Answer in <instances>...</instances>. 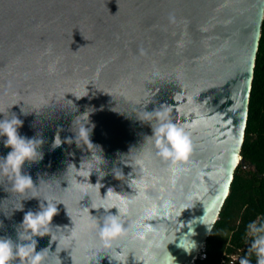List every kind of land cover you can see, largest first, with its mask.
<instances>
[{"label": "water", "instance_id": "1", "mask_svg": "<svg viewBox=\"0 0 264 264\" xmlns=\"http://www.w3.org/2000/svg\"><path fill=\"white\" fill-rule=\"evenodd\" d=\"M263 17L264 0H0V111L43 141L22 168L27 194L0 175V237L27 243L25 215L48 201L54 242L36 237L48 264H95L99 253V264H161L166 251L191 264L243 163ZM162 106L191 133L179 171L155 155L146 112ZM84 125L90 143L77 141ZM117 208L130 230L102 247L97 224Z\"/></svg>", "mask_w": 264, "mask_h": 264}, {"label": "clouds", "instance_id": "2", "mask_svg": "<svg viewBox=\"0 0 264 264\" xmlns=\"http://www.w3.org/2000/svg\"><path fill=\"white\" fill-rule=\"evenodd\" d=\"M170 111L171 107L162 106L160 110L154 113L146 112V119L149 123L152 119L156 120L155 124L151 123L154 133L151 139L155 142V155L170 162V165L176 166L175 170L179 171V165L190 157L193 142L187 126L175 123L169 118L168 113ZM0 114L5 117L0 120V137H6L4 146L11 149L6 159L0 158V175L10 173L13 191L19 194H27L34 187V184L30 175L22 173V168L26 162H35L42 158V154L38 149L43 141L22 137L18 130L22 127L23 122L14 114L9 115V111H0ZM82 117L88 118V114L86 113ZM89 135L90 129L84 125L78 129L77 141L87 136L90 143ZM55 143L57 146L61 144L58 137ZM111 191L113 190H109L108 193ZM187 209L190 208H184L181 215ZM117 210L118 214L107 215L104 217L102 224H97L102 247H108L114 241L126 236L130 230L122 220L120 210L118 208ZM57 212V204L47 201V206L41 203L40 211L36 213L28 212L25 215L23 229L29 233L30 237L27 243H24L21 239L22 234L19 236L21 243H15L8 237H0V264H13L17 258H25L26 264H48L51 251L50 249H44L38 252L36 250V237L50 236L53 241L52 221ZM247 230L248 235L252 237L249 254H255L256 264H264V220L258 218L256 221L250 222L247 225ZM137 235H142V233H137ZM55 243H58L59 246L60 241H55ZM195 247L196 245L192 241L191 245L183 248L185 251L191 252ZM101 253H106L115 260L113 254ZM99 254L95 264H99ZM117 254L122 255L123 253ZM165 255L170 259L162 261L161 264H175V258L168 251ZM240 264H251V261L245 257L240 260Z\"/></svg>", "mask_w": 264, "mask_h": 264}, {"label": "trees", "instance_id": "3", "mask_svg": "<svg viewBox=\"0 0 264 264\" xmlns=\"http://www.w3.org/2000/svg\"><path fill=\"white\" fill-rule=\"evenodd\" d=\"M240 155L243 163L234 171L228 196L204 243L206 258L195 264H222L231 255L237 256L236 264L245 257L256 264L255 254H249L252 237L247 225L258 218L264 220V17Z\"/></svg>", "mask_w": 264, "mask_h": 264}, {"label": "built area", "instance_id": "4", "mask_svg": "<svg viewBox=\"0 0 264 264\" xmlns=\"http://www.w3.org/2000/svg\"><path fill=\"white\" fill-rule=\"evenodd\" d=\"M205 258H206V248H205V244H203V245L200 247V249H199V251H198L196 257L194 258V260L192 261L191 264H195V262H196L197 260H204ZM227 258H228V260L223 259V260L221 261V263H222V264H236L237 256H235V255H231V256H228Z\"/></svg>", "mask_w": 264, "mask_h": 264}]
</instances>
